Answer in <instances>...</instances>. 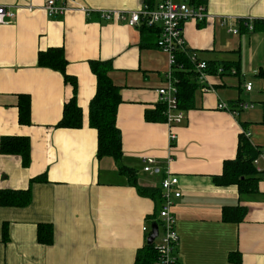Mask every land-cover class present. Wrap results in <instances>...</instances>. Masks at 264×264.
<instances>
[{
  "label": "crops",
  "instance_id": "1",
  "mask_svg": "<svg viewBox=\"0 0 264 264\" xmlns=\"http://www.w3.org/2000/svg\"><path fill=\"white\" fill-rule=\"evenodd\" d=\"M46 1L0 0V7L16 13L13 23L0 25V140L31 142L29 167L20 156L0 152V191L32 192L29 206H0V264H135L152 226L160 224L161 183L170 175L178 178L182 193L172 209L179 264H232L230 256L237 253L242 264H264V77L258 76L264 70V30L253 28L264 21V0H206L209 18L184 24L188 50L218 67L238 64L239 74L220 73L221 67L207 74L192 107L183 110L186 120L173 129L165 121L146 120L148 111L162 105L157 90L170 70L168 54L156 45L158 34L102 17L103 11L136 10L148 1L78 0L89 11L72 9L63 17L48 16ZM153 1L149 5L161 0ZM52 48L63 50L66 74L77 79L80 129L56 127L74 91L60 72L38 65L39 53ZM91 61L110 62L109 76L120 89L119 162L97 157L98 133L89 126L97 91ZM20 96L30 98L29 125L19 120ZM221 103L238 116L218 109ZM244 104L254 108L242 110ZM242 133L259 153L258 190L251 194L214 181L225 161L236 158ZM147 157L156 161L152 174L144 172ZM42 175L46 181L31 184ZM132 179L156 190L157 199L140 195ZM235 206L246 209L244 220L224 221V207ZM38 225H52V245L38 243Z\"/></svg>",
  "mask_w": 264,
  "mask_h": 264
},
{
  "label": "trees",
  "instance_id": "2",
  "mask_svg": "<svg viewBox=\"0 0 264 264\" xmlns=\"http://www.w3.org/2000/svg\"><path fill=\"white\" fill-rule=\"evenodd\" d=\"M147 1L149 4H154L153 0ZM193 3L205 4L206 0H193ZM246 27L248 28V26ZM253 28L254 30H264V21L255 22ZM144 31L158 34L159 38V30L155 27L143 26L141 32L143 33ZM192 56L193 52L190 50L177 51L175 53L176 59L173 77L178 89L179 109L182 111L192 107L195 92L201 87L199 85L201 71L197 69V63L200 59L194 62ZM205 62L207 68L203 73L206 75L210 73L217 74L220 69L219 67L225 73L239 74L238 64H222L218 67L216 63ZM38 65L60 72L64 77L65 83L73 86L74 96L65 103L63 117L56 127L80 129L83 126V114L82 109L77 104V79L66 74L68 62L65 59L63 50L61 48H52L46 52H40L38 55ZM90 68L97 78V91L89 108V126L98 133L97 157L98 159L108 157L119 162L123 158L122 132L117 126L118 108L122 102L120 89L114 85L109 76V72L112 69L110 62L91 61ZM258 76L264 77V70L260 71ZM165 110V105H160L156 111H148L146 113V120L148 122H166ZM19 113L20 123L29 125L31 122V102L28 96H20ZM0 152L4 155L20 156L24 167H29L31 163V142L28 137H2L0 140ZM258 154L249 137L245 133H242L239 138L236 158L225 161L222 175L214 177L216 185L221 187L237 185L242 194L257 192L259 179L256 177L258 173L254 161L258 157ZM127 174L131 175L130 172H127ZM44 181H46V176L42 175L32 179L31 184ZM131 185L142 196L153 200H156L158 197L156 190L141 188L136 184L134 179H132ZM31 201V188L18 191H0V206L2 207H26L30 205ZM246 213V209L239 206L224 207L223 219L226 222L240 223L244 220ZM155 224L159 227L158 223ZM9 240L8 225L4 224L3 241L6 243ZM37 241L42 245L53 244L54 230L52 225H38ZM156 259L155 244L148 245L147 243L143 249L138 251L135 264H155ZM230 262L232 264H242L241 255L238 253L231 255Z\"/></svg>",
  "mask_w": 264,
  "mask_h": 264
},
{
  "label": "built area",
  "instance_id": "3",
  "mask_svg": "<svg viewBox=\"0 0 264 264\" xmlns=\"http://www.w3.org/2000/svg\"><path fill=\"white\" fill-rule=\"evenodd\" d=\"M78 0H62V3L56 0H47L44 10L50 17H63L72 9H80L88 12L84 6L79 5ZM16 13L11 7H0V25L11 24L15 20ZM102 17L107 21H114L125 24L131 28L139 29L143 26L159 27L158 48L168 54L170 59V70L166 75V80L158 90L159 102L165 105V117L168 126L173 129L181 125L186 120L184 111L179 109L178 89L173 77V68L175 66V53L177 51H187L188 46L184 37V24L188 21L198 23L205 22L209 18V13L205 4L193 3V0H161L156 6L143 4L136 10L131 11H103ZM198 56L193 53L192 60L198 61ZM207 68L205 61H198L197 69L201 71V81L206 78L203 71ZM223 72L222 69L219 71ZM252 84L246 85V90L251 91ZM253 104L242 105V110L253 109ZM218 109L225 110L233 116H238L239 111L230 109L226 104L221 103ZM249 135V134H248ZM176 135L173 130L170 132L169 140L173 144L176 141ZM172 161V157L169 158ZM155 159L145 158L144 172L154 173ZM162 200L158 212L160 220L158 244H155L157 259L155 264H179L178 247L180 237L176 229V217L173 214L175 201L182 196L179 190V180L170 175L162 183ZM144 228V231H147Z\"/></svg>",
  "mask_w": 264,
  "mask_h": 264
},
{
  "label": "water",
  "instance_id": "4",
  "mask_svg": "<svg viewBox=\"0 0 264 264\" xmlns=\"http://www.w3.org/2000/svg\"><path fill=\"white\" fill-rule=\"evenodd\" d=\"M158 235H159V228L155 224L152 226L151 234L149 235V237L147 239L148 245L154 244L155 240L158 238Z\"/></svg>",
  "mask_w": 264,
  "mask_h": 264
},
{
  "label": "rangeland",
  "instance_id": "5",
  "mask_svg": "<svg viewBox=\"0 0 264 264\" xmlns=\"http://www.w3.org/2000/svg\"><path fill=\"white\" fill-rule=\"evenodd\" d=\"M156 241H157V240H156ZM156 241H155V242H156ZM157 242H158V241H157ZM157 242H156V243H157ZM156 243H155V244H156Z\"/></svg>",
  "mask_w": 264,
  "mask_h": 264
}]
</instances>
